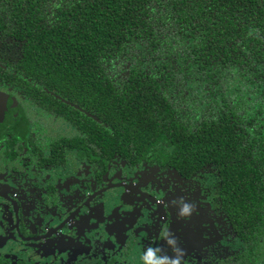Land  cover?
I'll return each mask as SVG.
<instances>
[{"label": "flooded vegetation", "instance_id": "1", "mask_svg": "<svg viewBox=\"0 0 264 264\" xmlns=\"http://www.w3.org/2000/svg\"><path fill=\"white\" fill-rule=\"evenodd\" d=\"M227 13L264 45V0H228ZM22 53L0 33V264H264V98L249 83L230 124L246 142L178 166L165 142L108 150L107 126L24 73Z\"/></svg>", "mask_w": 264, "mask_h": 264}, {"label": "trees", "instance_id": "2", "mask_svg": "<svg viewBox=\"0 0 264 264\" xmlns=\"http://www.w3.org/2000/svg\"><path fill=\"white\" fill-rule=\"evenodd\" d=\"M216 2L0 0V33L23 42L24 73L107 126L108 150L137 157L165 142L176 165H205L246 142L230 127L243 87L264 98L263 42L247 35L249 18L229 20L228 0L218 12Z\"/></svg>", "mask_w": 264, "mask_h": 264}, {"label": "clouds", "instance_id": "3", "mask_svg": "<svg viewBox=\"0 0 264 264\" xmlns=\"http://www.w3.org/2000/svg\"><path fill=\"white\" fill-rule=\"evenodd\" d=\"M190 210V206L188 204H183L181 205V207L179 208V215L183 216L185 214H187ZM154 253L151 249H148L145 253H144V259H149L151 257H153ZM157 264H159V261H157Z\"/></svg>", "mask_w": 264, "mask_h": 264}, {"label": "rangeland", "instance_id": "4", "mask_svg": "<svg viewBox=\"0 0 264 264\" xmlns=\"http://www.w3.org/2000/svg\"><path fill=\"white\" fill-rule=\"evenodd\" d=\"M89 209H90V207H88V209H87V214L92 213V212L89 211ZM86 217H87V215H86Z\"/></svg>", "mask_w": 264, "mask_h": 264}]
</instances>
